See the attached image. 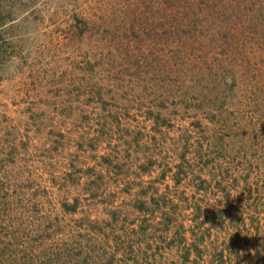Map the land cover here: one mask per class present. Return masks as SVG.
<instances>
[{"label": "rangeland", "instance_id": "rangeland-1", "mask_svg": "<svg viewBox=\"0 0 264 264\" xmlns=\"http://www.w3.org/2000/svg\"><path fill=\"white\" fill-rule=\"evenodd\" d=\"M149 5L0 0V264H264L262 130L232 139L233 102L224 139L210 98L181 84L194 41L150 50L156 29L132 10Z\"/></svg>", "mask_w": 264, "mask_h": 264}, {"label": "trees", "instance_id": "trees-1", "mask_svg": "<svg viewBox=\"0 0 264 264\" xmlns=\"http://www.w3.org/2000/svg\"><path fill=\"white\" fill-rule=\"evenodd\" d=\"M145 2L150 4L149 11H143L142 7L141 10L134 8L132 10L141 11L142 22H145L147 27L153 25L156 29L153 37V39L156 38L155 45L150 50L156 49L158 53L163 52L165 50L163 47H171L169 46L170 42L174 44V54L176 55L178 49L183 48L181 46L187 45L189 47V41H194V46L186 56L191 54L190 56L193 57H189V64L198 70V75L192 76L193 82L191 85H186L183 81L181 84L189 90L199 89V94H203L205 98H210L209 104L213 106V109L203 107V104L200 108L211 110L210 112L207 111L210 120H216L222 125L225 124L224 139H231L229 132L235 129L236 126H240L233 133L235 138L232 139L237 140L239 133L244 134L243 132L248 128L246 127L247 124L252 126L253 134H255L253 128L258 125L260 128L258 133L262 130L264 138V54H262L264 48L261 46V44H264V0H144ZM123 6L127 8L126 5ZM154 11L155 15L152 19ZM1 16L2 13H0V25L3 22ZM76 22L87 23V21L78 18ZM214 23L218 24L219 27ZM76 27L79 28L77 25ZM224 27L228 28V33H223L225 31L223 30ZM134 28L136 27L134 26ZM79 29L82 32L79 37L83 38L86 34L85 30L88 29L82 26ZM210 33L214 34L209 35ZM204 36L208 37L206 38V45H203V39H200ZM178 40L183 45H176L175 43ZM249 41L257 45V54L252 51V48L249 51L246 50V46H243L244 43L249 44ZM104 42L105 40L100 41L105 48L108 43ZM110 46L108 48H111ZM261 48H263V51ZM118 49L120 48L118 47ZM134 49L136 50L132 57H135V61L132 62V65L141 72L145 70L147 60L142 61L141 56L138 55L140 48L135 47ZM172 49L171 47V52ZM114 50L113 64L115 65L117 63V51L115 48ZM148 52L149 50H146L143 53ZM188 60L185 57L182 64L176 66L178 72L183 67L186 69ZM193 60L195 63L192 62ZM247 74L252 75V79H250L251 84L245 86V76ZM174 81L177 83L180 78L176 77ZM240 83L245 86V90L241 92L243 95L236 93L237 90H241ZM182 85H180L181 88ZM233 102H236V106H239L236 118L238 121L235 120V127H231L229 120L225 118L223 120L221 115L222 112H225L230 117L231 113H235L226 107ZM238 140L242 142L241 139ZM223 144L225 147L230 146L228 142ZM234 178V182H237L236 175H234ZM226 188L229 189V187ZM228 189L225 190V193H228ZM143 208L144 204L142 203L140 210ZM75 211V206L71 207L70 210H66L69 214H74ZM224 212H226L224 209L217 211L218 217L221 218ZM166 219L171 222L169 220L172 219V216L166 217ZM255 221L258 222V219H255ZM180 227L182 230L183 224ZM3 249L0 252L4 253ZM10 253H13L11 249ZM184 254L185 257H189L190 252L186 250ZM219 257L222 263L223 253L219 254ZM67 263L76 264L70 260Z\"/></svg>", "mask_w": 264, "mask_h": 264}]
</instances>
